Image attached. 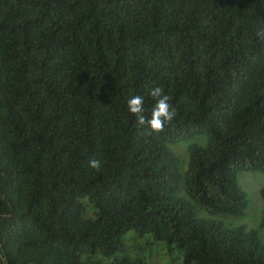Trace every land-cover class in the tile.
<instances>
[{
	"label": "trees",
	"instance_id": "trees-1",
	"mask_svg": "<svg viewBox=\"0 0 264 264\" xmlns=\"http://www.w3.org/2000/svg\"><path fill=\"white\" fill-rule=\"evenodd\" d=\"M262 28L264 0H0V264H264L222 221L264 174ZM155 87L160 133L127 103Z\"/></svg>",
	"mask_w": 264,
	"mask_h": 264
},
{
	"label": "rangeland",
	"instance_id": "rangeland-1",
	"mask_svg": "<svg viewBox=\"0 0 264 264\" xmlns=\"http://www.w3.org/2000/svg\"><path fill=\"white\" fill-rule=\"evenodd\" d=\"M197 142L204 144V138H198L195 141L181 143L174 147V150L183 158L188 159V147L190 143ZM239 183L241 188L246 191L249 197V207L244 216L241 217H226L222 221L230 227H246L247 229L258 230L261 238L264 241V227L262 226L263 219V198L261 190L264 188V174L261 172H242L239 174ZM162 250H153L155 257H160L159 252Z\"/></svg>",
	"mask_w": 264,
	"mask_h": 264
},
{
	"label": "clouds",
	"instance_id": "clouds-1",
	"mask_svg": "<svg viewBox=\"0 0 264 264\" xmlns=\"http://www.w3.org/2000/svg\"><path fill=\"white\" fill-rule=\"evenodd\" d=\"M264 36V28L257 33ZM156 99V104L151 110V118L145 116L144 99L142 96L136 95L129 99V111L136 116L138 127H149L152 131L160 133L165 130L166 125H170L175 118V109L169 103L170 96L164 93L161 87L153 88L149 93ZM89 166L99 170L101 162L98 159L89 161Z\"/></svg>",
	"mask_w": 264,
	"mask_h": 264
}]
</instances>
